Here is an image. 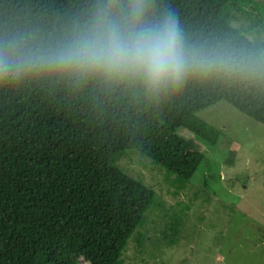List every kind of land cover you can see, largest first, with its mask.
<instances>
[{"label":"trees","instance_id":"16d2710c","mask_svg":"<svg viewBox=\"0 0 264 264\" xmlns=\"http://www.w3.org/2000/svg\"><path fill=\"white\" fill-rule=\"evenodd\" d=\"M170 2L193 31L264 39L259 29L252 33L264 28L259 0ZM77 3L0 0V12L50 23L70 16ZM242 17L251 23L235 24ZM220 99L264 125V95L213 82L161 97L102 81L0 85V264H76L80 256L89 264H125L128 239L155 190L118 159L137 152L184 188L204 154L179 126L215 144L220 129L197 111ZM143 236L137 231L140 243Z\"/></svg>","mask_w":264,"mask_h":264},{"label":"clouds","instance_id":"9594fccd","mask_svg":"<svg viewBox=\"0 0 264 264\" xmlns=\"http://www.w3.org/2000/svg\"><path fill=\"white\" fill-rule=\"evenodd\" d=\"M137 85L177 94L213 82L264 95V39L188 28L170 0H78L50 23L0 12V85Z\"/></svg>","mask_w":264,"mask_h":264},{"label":"rangeland","instance_id":"374dc122","mask_svg":"<svg viewBox=\"0 0 264 264\" xmlns=\"http://www.w3.org/2000/svg\"><path fill=\"white\" fill-rule=\"evenodd\" d=\"M253 28L264 35L261 25ZM197 114L221 133L215 144H205L179 126L204 154L184 188L135 151L118 159L155 190L143 224L128 239L125 264H264V125L224 99ZM137 231L145 235L142 243ZM76 264L89 262L80 256Z\"/></svg>","mask_w":264,"mask_h":264}]
</instances>
